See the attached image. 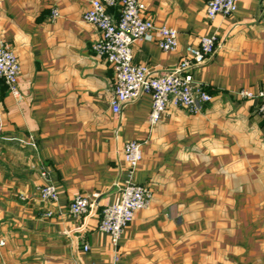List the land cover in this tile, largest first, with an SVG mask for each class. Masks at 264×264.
<instances>
[{
    "label": "crops",
    "instance_id": "crops-1",
    "mask_svg": "<svg viewBox=\"0 0 264 264\" xmlns=\"http://www.w3.org/2000/svg\"><path fill=\"white\" fill-rule=\"evenodd\" d=\"M141 1L156 26L179 31L176 52L156 32L134 45V63L153 74L217 37L216 54L192 72L213 96L201 112L170 104L152 125L150 94L113 111L115 72L94 52L100 30L84 20L91 0H0V45L21 65L20 99L0 82V264H264V119L260 100L239 96L264 92V0L213 19L209 0ZM109 13L118 20L120 8ZM134 140L144 157L133 181L152 199L116 262L99 225L121 199ZM46 184L57 201L41 199ZM77 196L92 202L89 215H71Z\"/></svg>",
    "mask_w": 264,
    "mask_h": 264
},
{
    "label": "built area",
    "instance_id": "built-area-1",
    "mask_svg": "<svg viewBox=\"0 0 264 264\" xmlns=\"http://www.w3.org/2000/svg\"><path fill=\"white\" fill-rule=\"evenodd\" d=\"M240 0H209L207 16L210 19L218 15L225 17L237 13ZM120 8V17L115 20L109 13L110 8ZM146 5L141 0H91L84 20L95 25L101 32L94 45L97 56L108 62L115 72L116 86L112 108L119 113L122 106L136 100L142 94H150L153 100L149 121L152 125L160 122L168 106L173 104L185 108L190 113H199L204 104L212 101L213 96L197 83L193 70L206 64L216 54L219 45L216 36L202 37L199 45L186 48V57L171 71L165 74H153L148 66L134 63V45L154 32L159 35L158 45L164 52H176L179 49V31L173 27L156 26L145 16ZM58 16L57 10L54 18ZM21 65L16 54L0 45V82L9 92L20 99L19 77ZM243 99L260 100L259 114L264 119V92L241 90ZM143 143L130 141L124 147V160L129 167V179L120 190L121 199L117 204L108 206L100 221L99 229L108 234L119 260V243L125 230L134 222L138 212L145 210L151 202L150 191L133 181V176L143 160ZM48 177L47 172L42 173ZM43 201H57L58 190L52 184L38 188ZM92 202L83 196H77L70 204L69 211L75 217L87 216L92 212ZM89 249L85 246V250Z\"/></svg>",
    "mask_w": 264,
    "mask_h": 264
}]
</instances>
